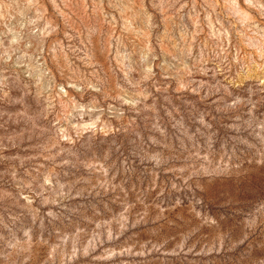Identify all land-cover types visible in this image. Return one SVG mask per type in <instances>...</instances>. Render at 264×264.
<instances>
[{
  "label": "rangeland",
  "instance_id": "374dc122",
  "mask_svg": "<svg viewBox=\"0 0 264 264\" xmlns=\"http://www.w3.org/2000/svg\"><path fill=\"white\" fill-rule=\"evenodd\" d=\"M0 264H264V0H0Z\"/></svg>",
  "mask_w": 264,
  "mask_h": 264
}]
</instances>
